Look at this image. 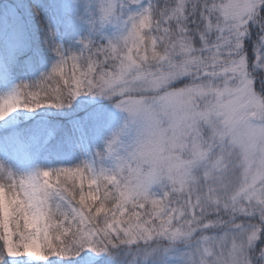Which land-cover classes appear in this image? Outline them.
I'll use <instances>...</instances> for the list:
<instances>
[{"label":"snow or ice","instance_id":"6c2138e0","mask_svg":"<svg viewBox=\"0 0 264 264\" xmlns=\"http://www.w3.org/2000/svg\"><path fill=\"white\" fill-rule=\"evenodd\" d=\"M0 264H264V0H0Z\"/></svg>","mask_w":264,"mask_h":264}]
</instances>
